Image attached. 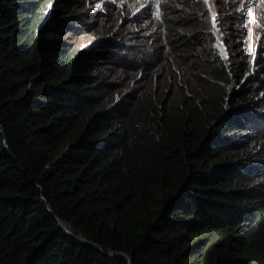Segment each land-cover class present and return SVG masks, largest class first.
Instances as JSON below:
<instances>
[{"label":"trees","instance_id":"trees-1","mask_svg":"<svg viewBox=\"0 0 264 264\" xmlns=\"http://www.w3.org/2000/svg\"><path fill=\"white\" fill-rule=\"evenodd\" d=\"M49 3L0 0V264L34 251L39 264H127L67 235L55 216L130 264H264V197L242 186L215 194L228 154L211 163L210 194L176 188L220 103L117 102L99 69L76 73L67 41L37 29ZM116 112L123 128L110 123ZM104 126L114 145L103 149L94 140Z\"/></svg>","mask_w":264,"mask_h":264},{"label":"clouds","instance_id":"clouds-1","mask_svg":"<svg viewBox=\"0 0 264 264\" xmlns=\"http://www.w3.org/2000/svg\"><path fill=\"white\" fill-rule=\"evenodd\" d=\"M47 12L50 17L44 15L37 29L67 41L76 73L82 66L99 69L117 102L133 105L142 96L220 103L185 155L177 189L210 194L211 163L228 154L215 194L242 186L250 187L254 202L264 197V0H50ZM86 34L83 41L73 40ZM216 51L225 76H216ZM112 117L114 128L124 127L120 112ZM114 128L101 127L94 141L113 147ZM40 199L52 213L45 197ZM55 218L67 235L130 264L129 253L106 249ZM175 224L174 218L166 220L167 229ZM34 258L35 251L23 264L42 261Z\"/></svg>","mask_w":264,"mask_h":264},{"label":"rangeland","instance_id":"rangeland-1","mask_svg":"<svg viewBox=\"0 0 264 264\" xmlns=\"http://www.w3.org/2000/svg\"><path fill=\"white\" fill-rule=\"evenodd\" d=\"M94 36H96V33L94 34ZM94 36L91 38V39H93L94 38ZM86 37H87V34L86 35H82V36H80V37H75L73 40H75V41H83V40H85L86 39ZM89 42V41H88ZM188 62H191V59H188ZM110 74V73H109ZM111 75V74H110ZM147 88V85L145 84L144 86H142V89H146Z\"/></svg>","mask_w":264,"mask_h":264},{"label":"snow or ice","instance_id":"snow-or-ice-1","mask_svg":"<svg viewBox=\"0 0 264 264\" xmlns=\"http://www.w3.org/2000/svg\"><path fill=\"white\" fill-rule=\"evenodd\" d=\"M225 2H227V0H225ZM146 7H150V5H146ZM259 39V38H258Z\"/></svg>","mask_w":264,"mask_h":264}]
</instances>
